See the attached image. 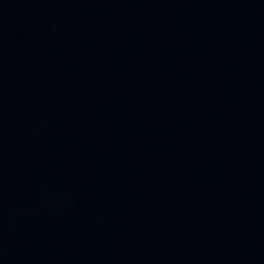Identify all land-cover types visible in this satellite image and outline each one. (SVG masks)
I'll return each instance as SVG.
<instances>
[{
	"label": "water",
	"instance_id": "obj_1",
	"mask_svg": "<svg viewBox=\"0 0 264 264\" xmlns=\"http://www.w3.org/2000/svg\"><path fill=\"white\" fill-rule=\"evenodd\" d=\"M264 0H0V264H175Z\"/></svg>",
	"mask_w": 264,
	"mask_h": 264
}]
</instances>
